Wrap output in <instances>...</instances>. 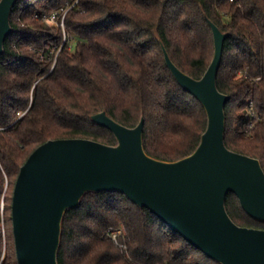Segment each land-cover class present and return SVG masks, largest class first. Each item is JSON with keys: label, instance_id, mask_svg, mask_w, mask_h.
Masks as SVG:
<instances>
[{"label": "trees", "instance_id": "trees-1", "mask_svg": "<svg viewBox=\"0 0 264 264\" xmlns=\"http://www.w3.org/2000/svg\"><path fill=\"white\" fill-rule=\"evenodd\" d=\"M53 11H59L58 25L44 19ZM210 20L228 32L217 76L218 88L230 95L226 145L259 158L264 168V0L15 2L0 54V264H19L14 187L40 144L66 137L117 144L93 119L106 111L130 127L144 118L151 156L177 160L197 148L207 111L177 81L164 47L182 70L201 78L215 51ZM249 100L259 114L252 136L246 133L254 120ZM226 208L239 225L264 228L234 192ZM121 225L126 249L107 233ZM57 258L59 264H223L116 190L87 191L66 210Z\"/></svg>", "mask_w": 264, "mask_h": 264}, {"label": "water", "instance_id": "water-1", "mask_svg": "<svg viewBox=\"0 0 264 264\" xmlns=\"http://www.w3.org/2000/svg\"><path fill=\"white\" fill-rule=\"evenodd\" d=\"M17 0H0V54L12 31ZM215 51L206 72L195 78L164 47L177 81L204 105L208 125L197 148L177 160L151 156L144 148L145 119L130 127L106 111L93 119L108 127L117 144L85 137L49 139L21 166L12 201L13 233L19 264H59L62 220L85 192L116 190L149 208L191 244L223 264H264V228L236 223L226 208L234 192L245 211L264 221V168L259 158L225 142V107L230 95L217 86L224 32L212 20Z\"/></svg>", "mask_w": 264, "mask_h": 264}, {"label": "built area", "instance_id": "built-area-1", "mask_svg": "<svg viewBox=\"0 0 264 264\" xmlns=\"http://www.w3.org/2000/svg\"><path fill=\"white\" fill-rule=\"evenodd\" d=\"M58 13H59V11H53V12H51L49 14H46L44 16L45 21H47L49 23H55V24H57L56 19L58 17ZM65 13H66V11H64L63 18H64ZM61 23L63 24V22H61ZM248 109L250 110L251 117L254 120H252L248 124V126L246 128V133H247L248 136H252L253 135V129L255 127V122L259 118V114L256 111L255 106H254V103H253L252 100H249ZM107 233H108L109 237L116 242L117 245H119L123 249H126L127 248V245L125 243H122L120 241V239H119L121 236H125L126 235V228H125L124 225H121L119 227H113V226H111V227L108 228Z\"/></svg>", "mask_w": 264, "mask_h": 264}, {"label": "rangeland", "instance_id": "rangeland-1", "mask_svg": "<svg viewBox=\"0 0 264 264\" xmlns=\"http://www.w3.org/2000/svg\"><path fill=\"white\" fill-rule=\"evenodd\" d=\"M61 18H63V17H61ZM56 21H57V25H58L59 24L58 19H56ZM53 24H55V23H53ZM3 206H4V203L2 202V208H3Z\"/></svg>", "mask_w": 264, "mask_h": 264}]
</instances>
